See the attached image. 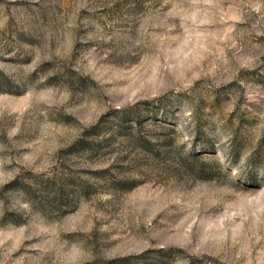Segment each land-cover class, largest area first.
Listing matches in <instances>:
<instances>
[{
    "label": "rangeland",
    "instance_id": "374dc122",
    "mask_svg": "<svg viewBox=\"0 0 264 264\" xmlns=\"http://www.w3.org/2000/svg\"><path fill=\"white\" fill-rule=\"evenodd\" d=\"M0 264H264V0H0Z\"/></svg>",
    "mask_w": 264,
    "mask_h": 264
}]
</instances>
